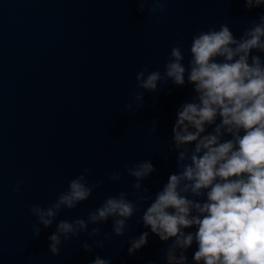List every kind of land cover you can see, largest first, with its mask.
I'll use <instances>...</instances> for the list:
<instances>
[{
	"label": "water",
	"instance_id": "obj_1",
	"mask_svg": "<svg viewBox=\"0 0 264 264\" xmlns=\"http://www.w3.org/2000/svg\"><path fill=\"white\" fill-rule=\"evenodd\" d=\"M222 23L237 36L243 30L234 0H169L158 19L147 5L138 12L136 0H0V264H90L96 254L112 257L111 264H163L166 245L154 235L128 254L127 241L148 231L138 224L141 213L104 249L84 252V234L52 256L48 236L55 224L33 238L28 208L48 206L70 179L90 169L89 182L103 183L57 220L86 218L108 195L130 193L135 181L123 165L146 159L157 169L144 182L154 195L175 171V153L167 162L162 156L191 86H161L145 93L143 108L126 111L135 75L145 65L163 71L173 46L182 44L187 53L194 33ZM117 170L122 179L114 184L108 176ZM18 179L20 191L13 193ZM99 227L111 233V221ZM195 250L194 244L186 253L188 264Z\"/></svg>",
	"mask_w": 264,
	"mask_h": 264
},
{
	"label": "clouds",
	"instance_id": "obj_2",
	"mask_svg": "<svg viewBox=\"0 0 264 264\" xmlns=\"http://www.w3.org/2000/svg\"><path fill=\"white\" fill-rule=\"evenodd\" d=\"M168 2L136 0L137 11L143 13L147 5V12L158 19ZM242 2L247 11H262L239 36L228 23L200 29L192 35L187 53L179 43L170 49L163 71H149L145 65L135 75L126 111L143 108L145 93H157L161 86H191L190 98L176 109L167 154L162 156L167 162L175 153V171L154 195L144 182L157 169L146 159L123 165L135 181L130 193L108 195L86 218L57 220L63 210L75 209L103 183L89 182L90 169L70 179L48 206H29V215L35 218L33 238L55 224L48 236L52 256H60L64 245L84 234L88 237L80 244L84 252L104 249L113 237H124L128 221L141 213L138 224L148 231L127 241L129 255L146 247L154 235L166 245L160 250L163 264H188L186 253L194 244L192 264H264V0ZM158 123L159 117L151 121L150 136ZM121 179L118 170L108 176L114 184ZM21 185L18 179L13 193ZM108 221L111 233L102 232L99 225ZM111 260L96 254L90 264Z\"/></svg>",
	"mask_w": 264,
	"mask_h": 264
}]
</instances>
